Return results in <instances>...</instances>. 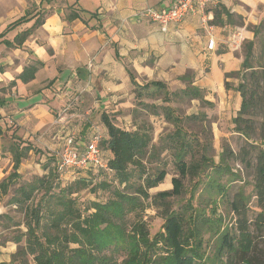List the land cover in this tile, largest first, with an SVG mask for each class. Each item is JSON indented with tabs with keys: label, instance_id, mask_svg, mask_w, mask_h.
<instances>
[{
	"label": "trees",
	"instance_id": "1",
	"mask_svg": "<svg viewBox=\"0 0 264 264\" xmlns=\"http://www.w3.org/2000/svg\"><path fill=\"white\" fill-rule=\"evenodd\" d=\"M249 29L253 38L243 43L239 72L225 73V77L239 78L234 90L241 97L240 108L232 123L233 131L247 142L245 146L238 152L223 147L216 161L210 154L209 132L200 136L185 129V120L206 126L208 117L204 112L180 115L173 99L214 105L205 98L203 88L193 85L189 74L178 77L185 82L183 87L170 90L157 80L139 83L128 71L132 116L141 112L160 116L172 129L153 143L150 126L123 128L101 112L105 134L99 148L105 166L75 168L72 179L65 182L57 170L58 159L47 158L46 172L20 185L10 199L24 215L22 222L13 224L25 227L13 237L18 245L24 237V247L18 246L0 264H29V255L34 264H264V249L258 246L264 237V16ZM40 65L39 61L29 64L18 78L28 81ZM22 143L12 136L4 145L12 158V171L0 180V195L20 176L22 159L35 149ZM164 150L171 154L177 175L171 178L170 189L150 195L149 189L162 183L167 174L159 159ZM251 158L252 193L259 208L252 215L250 196L241 186L228 196L235 180L244 181L230 162L250 166ZM152 161L157 164L149 168ZM185 179L194 180L190 196L172 209L170 199L182 196ZM84 190L94 196L87 204L81 198ZM103 193L106 198L101 200ZM222 205L227 216L218 211ZM149 206L160 208L163 217L153 235L143 220Z\"/></svg>",
	"mask_w": 264,
	"mask_h": 264
},
{
	"label": "crops",
	"instance_id": "2",
	"mask_svg": "<svg viewBox=\"0 0 264 264\" xmlns=\"http://www.w3.org/2000/svg\"><path fill=\"white\" fill-rule=\"evenodd\" d=\"M172 1L0 0V179L2 162L12 161L4 140L15 136L51 150L60 147L75 117L129 111L128 71L139 83L157 80L171 89L183 87L178 77L189 74L206 99L234 116L239 78L225 73L239 72L243 43L253 38L249 26L264 16V0H212L203 13L188 14L165 31L135 15ZM237 32L245 37L240 48L232 43ZM35 61L41 65L33 78H18ZM70 105H77L74 112L63 113ZM85 126L76 135L79 144L92 132V125Z\"/></svg>",
	"mask_w": 264,
	"mask_h": 264
},
{
	"label": "rangeland",
	"instance_id": "3",
	"mask_svg": "<svg viewBox=\"0 0 264 264\" xmlns=\"http://www.w3.org/2000/svg\"><path fill=\"white\" fill-rule=\"evenodd\" d=\"M170 90H178L176 87L168 86ZM75 103L77 102L74 100ZM134 105V100L132 101ZM159 104V101H157ZM172 105L177 109V113L182 116H187L192 113L204 112L208 117V122H206V126L200 122H194L185 120L184 127L186 130L191 131L193 133H197L200 136H204L205 133L209 132V136L212 138L213 142V150L210 154L214 157V159L218 160V155L220 154L223 147H227L234 152H238L241 146H245L247 142H245L244 138H242L239 134L233 131V123L231 113L227 111L225 107L219 108L216 103L212 107L204 105L200 103L198 100H192L189 98H178L172 100ZM75 106L70 105L69 107H64L63 113L71 114L74 112ZM66 108V109H65ZM132 108V107H131ZM131 108L126 113H109L112 117V121L120 127L123 128H136L139 125L150 126L152 128V142L157 143L158 139L162 137L164 134L169 132L172 129V126L166 123L162 117L149 115L145 112H141V114H137V116L131 113ZM119 114V115H118ZM236 112L234 113V115ZM99 113L94 114L88 118L86 117H75L70 126V131L67 134L73 133L77 135L78 132H81V128L83 129L86 124L92 125V128L99 130L101 134H105V128L99 118ZM121 115V116H120ZM126 117V118H125ZM207 127V128H206ZM81 131H80V130ZM79 130V131H78ZM83 135L86 131H82ZM211 132V133H210ZM83 137V136H82ZM8 140H4L3 144H7ZM33 151H30L26 158L22 159V162L19 167L20 176L16 178L14 182L8 187L6 194L0 195V209H2V214L7 217L0 218V260L1 259H9V253L14 252L18 246L24 247V237L22 238L21 243L18 245L13 241V237L21 234L20 232H24L25 227L23 224L18 226H14V222H22L23 221V212L13 203L10 202L11 197L16 194L17 188L23 183L31 180L36 175H42L46 171L43 169V165L46 164V155L52 156L55 152L60 151L59 148L53 147V149L49 150L47 148H39L37 145H34ZM264 148V147H263ZM47 152L51 154H46ZM45 153V156L42 154ZM4 156V154L2 155ZM159 159L165 163V169L167 174L162 183H160L157 187L149 189V194L153 195L157 191L170 189L172 187L171 178L176 174V170L172 163V156L169 151L160 152ZM159 162V161H158ZM152 164L149 168L156 166L157 162H151ZM251 165L246 166L241 162H230L231 166L234 170H237L238 174L240 172L242 178L244 179V183L239 180H235L228 191V196L232 197L237 190H239L240 186L242 187L245 194L249 195V206L251 207V215L256 210H259L257 206V200L252 193V185L251 183L254 180V159L251 158ZM51 166V165H50ZM1 169L4 172L3 177L8 175L12 171V161L6 162L3 161L1 165ZM73 176V170H68L66 177H63V180L69 181ZM2 177V178H3ZM1 178V179H2ZM0 179V180H1ZM62 180V179H61ZM194 180L185 179L184 183V193L181 197H174L170 199V205L172 209H177L181 204L185 202V200L190 196L189 190L190 186L193 184ZM39 194H36L37 197ZM81 198L83 204H87L88 201L93 200L94 196L87 192L86 190L82 191ZM101 200L106 198V194H100ZM222 215L226 214L227 209L225 205H222L218 210ZM229 216V215H228ZM143 220L146 222L148 226V231L150 235H153L160 228L163 217L162 211L160 208H154L149 206L143 212ZM258 246L261 249H264V237L258 240ZM29 264H34L32 256H28ZM121 257L118 259L120 260Z\"/></svg>",
	"mask_w": 264,
	"mask_h": 264
},
{
	"label": "built area",
	"instance_id": "4",
	"mask_svg": "<svg viewBox=\"0 0 264 264\" xmlns=\"http://www.w3.org/2000/svg\"><path fill=\"white\" fill-rule=\"evenodd\" d=\"M212 0H174L164 9H157L151 6H145L139 9L135 15L154 23H157L162 31L167 29L170 23H179L188 14L203 13L205 7ZM233 46L239 47L245 40L241 33H234L232 36ZM214 45L213 38H209L207 48L212 49ZM92 65V61L89 62ZM102 134L99 130L92 128L88 139H83L82 143L76 140L73 133L66 134L60 145V151L56 152L57 170L62 175H66L68 170L75 168L104 167L105 163L101 159L99 141Z\"/></svg>",
	"mask_w": 264,
	"mask_h": 264
}]
</instances>
